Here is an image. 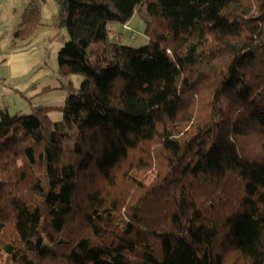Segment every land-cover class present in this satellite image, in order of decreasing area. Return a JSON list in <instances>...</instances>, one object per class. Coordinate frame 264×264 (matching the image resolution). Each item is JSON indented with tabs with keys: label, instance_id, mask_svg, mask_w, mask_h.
<instances>
[{
	"label": "trees",
	"instance_id": "obj_1",
	"mask_svg": "<svg viewBox=\"0 0 264 264\" xmlns=\"http://www.w3.org/2000/svg\"><path fill=\"white\" fill-rule=\"evenodd\" d=\"M56 1L64 104L0 109L4 264H264V0Z\"/></svg>",
	"mask_w": 264,
	"mask_h": 264
},
{
	"label": "rangeland",
	"instance_id": "obj_2",
	"mask_svg": "<svg viewBox=\"0 0 264 264\" xmlns=\"http://www.w3.org/2000/svg\"><path fill=\"white\" fill-rule=\"evenodd\" d=\"M34 2V3H33ZM36 4L40 7V22L41 25L35 30L34 34V46L38 50L43 51L44 63H43V76L44 80L51 84V87L55 88L57 92H62L61 81L58 73V53L60 49L64 46L65 42L69 40L70 35L66 28H61L57 24V13L59 10V5L56 0H0V28L11 27L13 23L17 26L20 21L24 20V11L31 4ZM115 23L110 24V40L122 42L124 44L141 47L148 44L149 39L145 34L146 24L144 19L139 13H135L130 21L124 25H118ZM7 25V26H5ZM5 26V27H4ZM30 40V39H29ZM28 41V40H27ZM101 46L100 42L93 43V49H97ZM51 78V79H50ZM72 80L75 86H80L83 80L82 75H73ZM65 83L68 81H64ZM60 87V88H59ZM6 89V88H4ZM53 89V88H52ZM65 91V89H64ZM4 93H0V105L11 106L12 112H16V109L24 108L27 106L25 99L22 98L16 92L13 94H7L3 97ZM48 99L47 102L50 104H55L53 98L49 95L45 97ZM57 98H54L56 101ZM64 97L61 99L59 104L63 105ZM1 108V107H0ZM30 112V110H26ZM52 118L59 120L62 118V113H52ZM58 118V119H57ZM156 173H153L149 178H154ZM6 255L0 254V264L5 263Z\"/></svg>",
	"mask_w": 264,
	"mask_h": 264
},
{
	"label": "crops",
	"instance_id": "obj_3",
	"mask_svg": "<svg viewBox=\"0 0 264 264\" xmlns=\"http://www.w3.org/2000/svg\"><path fill=\"white\" fill-rule=\"evenodd\" d=\"M20 22L17 28H19ZM15 24L13 23L11 27L0 28V93H4V97L16 92L25 99L27 106L16 109V111L25 112L31 110L33 105L38 104L49 107L60 106L56 104H59L63 97L65 102L67 92L63 88H61L63 89L62 92H57L55 89L57 87H51V84L44 80L42 66L44 54L42 49L38 50L33 45V38L36 35L28 41H22L15 37ZM45 87H50V89L43 91ZM47 95L53 98L55 104L49 105L47 103L49 101L45 99ZM54 98L57 100L54 101ZM0 107V109L3 107L12 109L11 106H3V104ZM56 112L60 113L59 110H51L50 116L52 117V113Z\"/></svg>",
	"mask_w": 264,
	"mask_h": 264
}]
</instances>
